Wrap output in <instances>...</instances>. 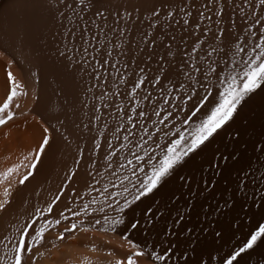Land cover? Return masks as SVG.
I'll return each mask as SVG.
<instances>
[{
  "label": "snow or ice",
  "instance_id": "snow-or-ice-1",
  "mask_svg": "<svg viewBox=\"0 0 264 264\" xmlns=\"http://www.w3.org/2000/svg\"><path fill=\"white\" fill-rule=\"evenodd\" d=\"M47 3L49 9L54 10L53 20L61 23L63 27V50L58 47L57 51L67 60L66 69L88 65L90 60L86 57H89L91 48V61H95L92 64L93 71L98 73L96 64L100 61L96 57L101 54L102 48L106 49V57L112 55L113 49L120 50V43L113 45L112 37L106 36V29L113 34L119 32L123 36L127 27L109 28L108 18L112 17L117 25L121 22L127 25L132 20V12L128 8L113 11L107 8L104 0H75L74 6L66 4L65 0H47ZM62 5L71 10L72 17H78L74 22H83L79 27L74 29L71 24H63L67 17L61 11ZM245 6L251 9V22L244 20L242 34H236L234 21L231 32L220 27L223 13L220 0H206L201 6L216 17L215 31L211 28L212 16L206 17L201 11L196 20H190L192 13L187 9L191 4L180 6V19L175 23L178 25L182 22V31L195 37V40L190 50L187 47H178L175 51L172 50V40H175V36L167 42L163 37L167 32V25L177 14L176 6L170 5L163 17V7L154 6L150 10L152 19L148 20V26L153 31L145 34L147 39L144 44L155 53L159 42L165 49L167 60L164 56L157 58L158 72L151 78L144 67H140L139 73H126L136 78L132 81L130 91L126 93L127 98L132 101V107L125 111L121 104L117 108L120 123L114 132L118 136L123 130L122 142L116 147L111 140L108 141L109 151L103 157V169L97 171L95 176L89 172L91 182L86 184L83 194L76 193L77 199L84 201L87 197V201L75 210L67 209L73 217L94 216V224L85 227L86 221L81 219L78 223L65 226L56 236L57 240H63L65 233H71L78 226L84 232L93 230L97 225L100 226L98 230L101 232H117L122 226L121 238L126 242L128 252L123 258L115 260L114 264H172L175 251H181L177 264L180 259H183V264H212L213 260L215 264H246L242 253L247 255L248 250L264 247V15L261 14L264 12V0H256L255 5L248 3ZM236 8L243 13L242 5L238 4ZM88 13L93 14L90 22L85 20ZM136 19H140L138 8ZM205 19H208L209 24L204 27L202 34L197 36L200 24ZM101 20L103 24L99 23ZM190 24L193 31L189 33ZM158 28L159 36L155 35ZM181 39L184 45H187V40L183 37ZM81 48L82 54L77 58ZM140 51L144 49L141 48ZM69 53L73 55H68ZM11 63L10 60L9 67ZM103 63L107 65L108 59L105 58ZM111 67L115 69L116 64L113 63ZM32 75L36 76V73L33 72ZM117 80L120 83L126 82L124 76L117 77ZM145 82L150 85L147 90L142 89ZM152 88L156 89L155 93ZM140 92L144 93L143 99L147 102L144 107L140 104ZM23 94V86L9 71L6 97L0 102V126L14 119V98ZM16 107L18 108L19 104H16ZM145 107L150 111H145ZM95 111L99 112L100 109L96 108ZM255 118L259 120V132H254L245 139L244 132L253 126ZM93 120H99V116H94ZM41 128L43 135L38 146L23 157L28 163L14 164L0 174V178L17 173L20 168L25 169L18 177L20 185H24L33 177L37 165L42 162L46 148L51 147L49 128L43 124ZM64 138L67 139L66 136ZM93 143L96 149L100 148L97 140ZM228 144L233 150L221 151L219 145ZM241 146L244 148L243 152L240 151ZM122 150L123 154H120ZM79 155L82 156V151ZM76 163L79 164L80 160L77 159ZM221 163L225 168H230V164L240 165L229 171V178L230 182L235 184L233 197L240 196L242 199L237 207L234 201L230 203L233 197H229L224 200L222 206L214 208L213 211L221 212V208H227L237 216L241 212L245 216L251 215L253 220L242 245H238L236 250L213 257L212 252L220 250L210 248L206 241L201 240L186 226L179 227L178 232L161 228L157 236L162 239L154 241L151 249L146 244L142 247L139 241L134 242L130 235H125L129 229L137 230L138 234L142 231L136 217L137 212L144 217L146 223H153L152 218L159 215L162 194L168 192L169 185L177 179L182 181L183 185L191 187L189 177L192 173L188 172L190 167L201 173L211 172L214 177L222 174ZM95 165L96 161L93 160L90 167ZM74 175L72 169H69L64 184L58 189L59 193L64 194ZM105 177H108L106 181ZM10 187L11 182L9 187L3 189L0 211H7L10 204ZM214 187L210 181H204V187L200 190L203 192ZM60 199L61 195H54L44 209H35L34 213L15 229V236L2 235L0 246L3 247V252L0 253V264H37V257H42L44 253L36 246L44 244L45 233L49 231V227L59 225L68 217L64 212H60L59 218L56 219L48 220L45 217L39 227L35 221L44 213H51ZM175 199V192H168V202L172 203ZM194 207L191 201L185 204V208ZM205 214H208L207 210ZM177 216L179 218L171 221L172 227L182 224L183 209L177 210ZM215 234L219 238L224 235L223 231H216ZM181 236L184 238L180 239ZM181 245L184 247L181 248ZM33 252L36 253L35 256ZM188 252L193 255L187 257ZM205 256L207 260L203 259Z\"/></svg>",
  "mask_w": 264,
  "mask_h": 264
},
{
  "label": "bare ground",
  "instance_id": "bare-ground-1",
  "mask_svg": "<svg viewBox=\"0 0 264 264\" xmlns=\"http://www.w3.org/2000/svg\"><path fill=\"white\" fill-rule=\"evenodd\" d=\"M255 2L256 0H220V6L223 8L220 27L225 31L231 32L232 22L234 21L236 25V34H242L244 31V20L248 19L249 22H251V18L249 16L251 9L245 5L248 3L255 5ZM65 3L73 4L74 6L75 0H65ZM104 3L107 8L113 11L117 9L122 11L124 8H128L132 12V20L129 21L127 25L123 22L117 25L112 17L108 18L109 28L127 27L123 36H121L119 32L113 34L110 30L106 29V36L112 37L113 45L120 43V50L113 49L112 55L106 57L104 55L106 49L102 48L101 54L96 57V59L100 61L99 64H96V67L99 69L98 73L93 71L92 64L95 63V61H91V48H89V57H86V59L90 60V63L83 66H73L70 69V71H79L83 69L82 76H71L73 79L78 78L79 80L81 79L86 82H90V84L87 82L89 87L87 88L88 93L85 95H90L87 99H89L88 102L92 106L91 109H89L88 106H83L85 108H82L83 111H81L80 108L79 113L72 109L74 110L73 112H76L77 114H81L83 112L86 117L89 116L92 119L94 116H99V120H93L92 123L88 124L87 132H84V138L81 134V126L87 118L83 117L82 120V114L79 115L81 117L76 114L77 118L73 121L70 120L71 118L65 119L69 114V110L63 108V105L60 106L57 103L52 102L54 99H51L50 101V97L45 94L44 96L46 97L44 98L42 94L43 103L47 106V110L40 105V102L37 109L42 113V115L47 117V124L54 133L55 139L52 142L51 147H49L46 151L45 156L42 159L39 168L35 171L33 177H30L24 185L20 186L17 194L12 197V201L9 204L10 206L7 208V211H3L0 215V237L3 234L15 236V229L18 228L25 219L29 218L30 215L34 213L35 209L39 207L41 208V205H45L46 207L50 200L53 199L54 195L59 194L58 189L64 184L69 169H72L75 175L73 176L71 183L69 182L71 185H68L67 187L71 188L67 194L68 198H66L68 199V202L66 200L65 201L67 203L64 201V208L66 209L62 212H64L65 216H72L71 212L67 210L73 203L70 201H75V203L77 201L81 203L87 201V197L84 201L77 199L76 193L83 194L86 184L91 182V177L88 176L89 172H92V175L95 176L97 171H101L103 169V157L107 151H109L107 147L108 141L111 140L113 145L116 147H119L122 142L123 130H121V133L118 136L114 132L116 126L120 123V113L117 111V108L121 104L125 111L132 107V101L127 98L126 93L130 91L132 81L136 78L134 75H126V73H139L140 67H144L149 78H151L158 72V65L156 63L157 58L159 56H164L165 60H167L165 49L159 42L156 45L155 53L149 50L144 44V40L147 39L145 34L149 31H153L148 26V20L152 19L150 10L154 6L156 8L163 7V11L161 13L162 17L170 5L174 4L176 6L177 14L174 15L172 21H170L167 25V32L164 33L163 37L165 42H167L168 40H171L173 35L175 36V40H172L173 51H175L178 47H187L188 50H190V46L195 40V37H192L182 31L184 28L182 22L178 25L175 23L176 20L180 19L178 9L182 5L191 4V7L187 9L192 13V16L189 18L190 20H196L201 11L204 12L206 17L212 16L211 28L212 31L216 30V17L212 12L201 7L206 3V0H104ZM238 4L243 6V13L236 8V5ZM137 8L139 9L140 19H136ZM61 11L65 14V17H67V19L63 20V24H71V26L75 29L83 23L79 22L78 24L74 22L78 20V17H72V12L67 7L62 5ZM53 13L54 10L49 9L47 0H6L0 7V48L4 49L6 52L16 51L17 55L19 53L22 54L20 57H25L24 55L27 54L28 63H30L32 67L34 66L33 68L35 73L38 74L37 79H41V76L43 75L44 78L53 79V77L46 75V73L49 74L54 70H58L60 72L69 70L65 67L67 60L64 57H61L57 51L58 47L61 51L63 50V27L61 23L53 20ZM261 14L264 15V12ZM145 17L148 19H144ZM92 19V13H88L85 16L86 21L90 22ZM99 23L103 24V20L99 21ZM161 24H163V19H161ZM208 24V19L201 22L200 31L197 32V36L202 34V30ZM191 31H193V28L190 24L188 32L190 33ZM155 35H160L159 28L155 30ZM181 37H183L184 40H187V45H184ZM78 41L79 36L77 35V42ZM141 48H143L144 51H140ZM79 54H82V48L79 50L77 58L79 57ZM68 55H73V53H69ZM105 58L109 61L107 65L103 63ZM177 60H179V56L177 57ZM145 61L147 62L146 64L144 63ZM25 62L27 63V61ZM113 63L116 64L115 69L111 67ZM71 76L69 77L70 81H72ZM119 76H124L126 82L120 83L117 80V77ZM101 81H104L105 83H101ZM114 84L115 87H113ZM149 88L150 85L147 82L142 85V89L147 90ZM151 90L153 93L156 92L155 88H152ZM143 95L144 93L140 92L141 107H144L147 103L143 99ZM85 102V105H87V101ZM105 105H107V107H105ZM96 108H99L100 111L96 112ZM144 110L150 111V109L146 107ZM49 115H55V120L52 121L49 119ZM78 117L80 118L79 120ZM61 121H63V123H61ZM93 124H95V126H93ZM70 127H72V130L76 131L75 133L72 131L74 134L71 138L65 139V130L68 131L69 129L70 132L68 133H72ZM57 129L59 131H57ZM254 132H259L258 118H255L253 126L248 127L244 132L245 139L248 136H252ZM20 140L22 143H26L25 148L28 150L35 139L32 140L30 137L25 135L22 136ZM94 140H97L100 143L99 149L95 148L93 143ZM215 147L216 145L213 146V148ZM219 147L221 151L231 152L233 150L230 144L227 146L219 145ZM26 151L23 148V153L29 152ZM81 151L82 159L84 161V164H81L83 165V168L80 166L77 167L78 164L76 163V160L81 157L79 155ZM240 151H244L243 146L240 147ZM17 153L14 156L15 158L12 156V159H10L8 156L7 159L13 161L17 159V157L20 159L21 157ZM23 153L22 157L25 156H23ZM120 154H123V150ZM10 160L9 162H5L4 164L2 163L3 165H1L4 167L5 164L8 163L7 167L10 166L12 164ZM93 160L96 161V165L95 167H90ZM20 161L23 162L21 159ZM15 162L16 160L13 163L15 164ZM197 164H199V161H197ZM13 165H11V167ZM239 166V164H230V168H225L223 163H221L220 168L223 169L222 174L214 177L211 172L201 173L198 170L194 171L191 167L188 169V172L192 173L189 177V183L193 185L192 187H194L196 192V194H194L193 188H188L189 193L193 190L190 194L194 195L193 197L195 199V207L193 209L194 220L191 223L195 226L196 224H200L204 230L202 240L206 241L210 248H218L220 250L219 252L213 251V257L222 256L225 252L230 250L234 251L238 245H242L245 235L249 231V226L253 223L251 215L245 216L243 212L237 216L235 212H230L227 208H221V212L213 211L214 208L222 206L224 200L229 199V197H233L235 184L230 182L229 171ZM205 167H207V165H205ZM5 168L2 169L5 170ZM0 171L2 172V170ZM107 179L108 177H105V181ZM204 181H210L215 187L202 192L200 189L204 187ZM182 185L183 182L177 179L173 184L169 185L168 190H172V192L175 190V193H177L180 189L177 188L182 187ZM183 186L186 188L185 186L187 185ZM97 187H99V185H97ZM73 189H75V192H73ZM44 195L48 196V199L45 198L44 201H41L39 198L41 196L45 197ZM93 195H96V193H93ZM176 196L178 199L177 194ZM50 197L52 199H50ZM241 199L242 198L240 196H235L233 197V200H230V203L234 201L237 207H239ZM179 201L180 199L177 200V202ZM72 208H74V206H72ZM206 210L208 213L207 215L205 214ZM55 211L56 210L53 211L51 217L57 215L54 213ZM253 211H255V208ZM37 219L38 221L40 220V222L44 220L43 216ZM49 219L51 220V218ZM229 223H231L230 228ZM213 229L215 230L213 232L223 231V237H217L215 233L211 232ZM2 252L3 247L0 246V253ZM241 256L243 257V260L246 261V264H264V247H256L255 250H248L247 255L242 253ZM203 259L207 260V256L203 257ZM212 264H215V260L212 261Z\"/></svg>",
  "mask_w": 264,
  "mask_h": 264
},
{
  "label": "rangeland",
  "instance_id": "rangeland-1",
  "mask_svg": "<svg viewBox=\"0 0 264 264\" xmlns=\"http://www.w3.org/2000/svg\"><path fill=\"white\" fill-rule=\"evenodd\" d=\"M5 1L6 0H0V7L5 3ZM14 52H8V51L6 52L4 51V49L0 48V53H3V55H0V102H2L3 99L6 97L7 73L9 71L12 73L13 77L23 86L24 94L19 96L18 98H14L13 105H12V110L14 112V119L8 122L6 125L0 126V162L2 160L0 165L2 163L4 164L5 162H9V160L12 159V156L14 157L17 152H18L17 154L21 157L20 159L23 161V163L25 164L28 163V161L23 160V157H22L23 148L25 151L27 150L25 148L26 143L25 142L22 143L20 138L26 135L30 137V139L32 140L39 139L38 141L34 140L33 141L34 143L32 142L30 148H28L27 150L29 152H33L38 146L42 138V135H43L41 124L49 128L47 124V117L45 115H42V113L38 111L37 109V106H39V102H40V105H42L45 108V110H47V106L43 103L44 94L50 97V101L51 99H54L52 102L57 103L60 106L63 105V108L68 109L69 114L67 115L65 119L71 118L70 119L71 121L75 120L77 118V115L79 116L82 114L81 115L82 120H83V117H86L85 113L83 112L82 113L80 112L81 114H77L79 113L80 108H81V111H83L82 108H85L83 107L85 106V103H86L85 101H87V106L89 107V109H91L92 107L91 104L88 102L89 99H87L90 97V95H85L88 93L87 88L89 87L90 82L87 81L89 83L88 84L84 80H81V79L79 80L78 78L76 79L72 78V76H82L83 69L79 71H72V70L66 71L65 70L64 72L54 70V71H51L49 74L46 73V75H50L51 77H53V79L49 78L51 79L49 80L48 78H44V75L41 76V79H37L38 74H36V76L32 75V73L35 72V70L33 68L34 66L32 67L31 64L28 63V60H27L28 56H26L27 54L24 55L25 57H20V55L22 54L19 53L17 55L16 51ZM10 60L12 61V63H11V66L9 67L8 62ZM25 61H27V63ZM66 73L70 76L72 75L71 80L74 82L70 81L69 79L70 76H68ZM50 91L51 92L54 91V92L51 93ZM46 96H44V98ZM16 104H19L18 108L16 107ZM72 109H74L77 113L73 112L74 110ZM49 117H50L49 119H51L52 121L55 120L54 119L55 115H49ZM79 117H78V120L80 119ZM86 118L87 119L81 126V134L83 135L84 138H85L84 132H87L88 124L93 122V119L90 118L89 116ZM70 130L71 132L73 131L74 133L76 131V130L75 131L72 130V127H70ZM68 132H70L69 129L68 131L65 130L64 135L69 139L73 136L74 133L72 132L70 134ZM49 133H50L51 144H52V142L55 139L54 138L55 136L50 128H49ZM47 150L48 148H46V151ZM29 152L27 153L24 152L23 156L24 155L26 156ZM45 153L43 154L42 159L44 158ZM8 156L10 158L9 160L7 159ZM20 159H18L17 157V159L15 160L17 163H19L21 162ZM79 160H80V163L78 164L77 167L80 166L81 168H83V165H81V164H84L82 156L79 158ZM12 161L13 160H10V162L12 163L11 165L14 164L13 163L14 161L13 162ZM16 162L15 164H17ZM7 164H5L6 168L11 167V165L7 167ZM40 164L37 165V169L39 168ZM2 165L0 166V170H2V172L4 173L7 169L5 168V166L3 167ZM1 167L5 168V170L2 169ZM24 171H25L24 168H20L19 172L17 173H13L12 175L8 177L0 178V200L3 199V195H2L3 189L6 187H9V184L11 182V187H10L11 196L9 197L10 203H11L12 197H14V195L17 194L18 189L21 186L18 183L19 174ZM2 172L0 171L1 174ZM70 183L68 182V185H71ZM190 185L191 187L193 186L192 184ZM67 187L65 188V192H64L65 194L63 195L61 193L58 194V195H61V199L58 201L57 205L53 207V211L56 210L54 213L57 214L55 215L57 218H59L58 214L62 211H65L66 209L64 208L65 207L64 201L68 200L66 198H68L67 194L71 188L70 186H69L70 188H67ZM185 187L186 188H184V186L177 188V189L180 188L182 190L181 191L179 189L180 191L178 190V192L175 193L178 195V199H177V196H176V199L177 200L180 199L179 202H177L176 199L172 203L168 202V192H172V190L171 191L168 190L167 193L162 194L164 197H163V201L159 205V215L154 216L152 218L153 223H146L144 217H141L139 212H137L136 217L139 220V228L142 231H140L138 234L137 230L129 229L128 232L125 233V235H130V238L134 242L139 241L142 247L145 246L146 244L149 247V249H151L154 241L158 239H162V237L157 236V232L161 228H167V230L169 231L178 232L179 227L186 226L187 229H191L192 232L196 234L202 240L204 236L203 235L204 230L202 229L200 224L199 225L196 224L195 226V225H192L191 223L194 220L193 209L185 208V204L188 203L189 201H191V203L194 205V202H195V199L193 197L194 195L190 194L193 192L194 187H192L193 190L190 193L188 190L191 187L190 188L188 186H185ZM194 194H196L195 190H194ZM47 197L48 196H45V197L41 196L39 199L41 201H44V199ZM50 199L52 198L50 197ZM74 203L75 201L69 207V208H72V206H74L72 210H75V208H77L79 204H81V202L77 201L75 203L76 204L75 206ZM9 206L7 208H9ZM41 206L45 208V205H41ZM42 207L41 208L39 207V208L44 209ZM153 207L155 208L156 205L154 204ZM178 209H183L184 219L180 226L172 227L171 221L179 218L177 216ZM53 211L51 213H44L42 215L43 218L47 217L48 219L51 218V220L54 218L56 219L55 216L51 217V214H53ZM2 213L3 211H0V215ZM67 217L68 219L62 220V222L59 225L55 227H49V231L45 233L44 244L42 246H36L40 252L44 253L42 257H37V264H114L115 260L121 259L127 254L128 246L126 242L121 238V232H123L122 226L120 229H118L117 232H101L98 230L100 227L99 225H97L93 230L84 232L78 226L71 233H65V238L63 240H57L56 236L58 235L59 232H62L64 230L65 226H70L72 223H78L79 220L83 219L86 221L85 227H88L91 224H94V219H95L94 216H89L86 218L85 217L77 218L73 216H67ZM43 221L44 220L40 222V220L38 221V219H36L35 221L36 226L39 227L43 223ZM166 221H167V224H166ZM101 222L103 223V221ZM153 224H155V229H153ZM211 232H213V230H211ZM187 234L188 233L186 231L185 235ZM0 238H2V236ZM175 238L176 237H173V239ZM179 238L183 239L184 236H181ZM53 245H56V247H53ZM183 247L184 245H181V248ZM33 255L35 256L36 253L33 252ZM192 255L193 254L191 252L187 253V257H191ZM178 257H181V251L174 252L172 264H177ZM179 264H183V259L179 260Z\"/></svg>",
  "mask_w": 264,
  "mask_h": 264
}]
</instances>
